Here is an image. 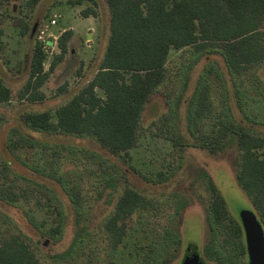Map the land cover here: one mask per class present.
Returning <instances> with one entry per match:
<instances>
[{
    "label": "rangeland",
    "instance_id": "obj_1",
    "mask_svg": "<svg viewBox=\"0 0 264 264\" xmlns=\"http://www.w3.org/2000/svg\"><path fill=\"white\" fill-rule=\"evenodd\" d=\"M70 1L42 0L30 7L27 0H0V76L12 91L11 100L0 103V188L26 194L14 205L0 200V241L20 236L42 264H143L144 259L158 264L172 255L169 264H182L188 244H195L202 253L213 235L220 256L209 260V264L248 263L246 257L234 256L230 221L226 225L213 224L210 209L213 195L209 183L221 192L235 219H240L243 211L255 212L235 177L240 150L232 145L213 154L196 145L176 146L173 140H189L193 135L200 136V131L210 141L219 139L225 128L215 125L217 119L228 111L230 122L243 120V109L258 121L252 130L264 135V62L231 73L223 59L208 54L207 49L190 70L194 48L172 49L165 81L148 100L138 143L126 158L107 153L90 135L34 131L25 125L24 115L42 110L54 114L92 79L107 47L110 12L106 0ZM88 7L96 12L92 14L91 30L81 18ZM38 16L41 20L34 34L22 35V21L33 25ZM52 18L56 24L45 28ZM72 27L75 30L68 52L41 87L45 99H21L19 93L29 77L32 47L36 42L43 45L48 70L60 52L59 36ZM40 29H45L44 40L39 38ZM214 60L220 68L204 72ZM184 73L189 78L186 86ZM205 84L209 86L213 110L209 117L198 121L201 129L190 133L188 105L197 85ZM53 176H61L69 187H75L80 205L68 197ZM127 186L150 203L124 220L126 236L113 249L104 224ZM27 216H32L38 226L33 227ZM52 228H58V240L50 237ZM78 234L82 238L72 244ZM180 241L176 257L173 253Z\"/></svg>",
    "mask_w": 264,
    "mask_h": 264
},
{
    "label": "trees",
    "instance_id": "obj_2",
    "mask_svg": "<svg viewBox=\"0 0 264 264\" xmlns=\"http://www.w3.org/2000/svg\"><path fill=\"white\" fill-rule=\"evenodd\" d=\"M41 1L27 0V4L35 7ZM70 2L75 4L82 0ZM106 2L110 12V34L105 53L94 76L68 102L58 106L54 114L50 110H42L24 115L23 121L31 130L50 135H90L107 153L122 154L126 158L138 143V129L148 100L165 81L166 64L172 49L187 46L194 48L195 59L189 65L190 70L199 61L200 53L207 49L208 54L219 55L231 73H240L250 66L264 62V0H106ZM92 14H96L92 7L82 11L83 16ZM40 20L39 16L36 17L33 25L22 21L21 34L33 35ZM72 34V30L67 29L59 36L60 52L55 55L48 70L44 66L46 58L44 47L39 42L35 43L30 56L29 77L19 93L21 99L30 102L45 99L46 95L41 87L56 64L68 52ZM209 64L204 72H211L216 66L217 69L220 68L217 60ZM184 77L183 82L186 86L189 78L186 73ZM208 87L206 84L197 85L192 94L187 113V129L190 133L195 128L201 129L198 121L212 113ZM98 90L103 94L100 95ZM11 97V89L0 76V103L10 101ZM227 112L225 111L215 124L217 127L225 128L223 137L210 141L208 136L200 131V136L192 134V139L173 140L174 145L183 148L196 145L213 154L235 145L240 150L235 171L236 180L251 200L255 213L264 225V135L252 130L258 121L245 109L242 112L245 119L252 122H246L245 119L230 122L231 117ZM204 134L206 137H203ZM162 175L163 173L159 174ZM53 177L68 197L80 205L78 203L80 197L75 187H69L61 176ZM210 185L213 195L210 206L213 224L226 225V221L229 220L234 238L232 244L234 256L238 258L244 256L248 259L240 219L231 216L226 199L213 184L209 183V189ZM23 196L26 198L25 193L13 191L9 187L0 188V200L8 205H14V202ZM149 203L143 194L132 187L127 186L124 189L115 204V209L104 224L113 249H117L126 236L127 225L124 220L137 209L147 207ZM27 219L33 227L38 226L32 216H27ZM209 229L212 232L213 225L212 227L210 225ZM49 233L52 240H58V228H52ZM210 237L202 253L195 244H188L184 250L182 263L187 259L189 251L195 253L203 264H209V260H216L220 256V249L215 238H212L213 235ZM81 238L82 234L76 235L72 244H76ZM180 244L181 241L174 249L173 254L176 257ZM172 256L158 264H169ZM0 264L42 263L34 249L23 238L13 235L0 241ZM143 264L153 263L144 259ZM245 264H248L247 261Z\"/></svg>",
    "mask_w": 264,
    "mask_h": 264
},
{
    "label": "water",
    "instance_id": "obj_3",
    "mask_svg": "<svg viewBox=\"0 0 264 264\" xmlns=\"http://www.w3.org/2000/svg\"><path fill=\"white\" fill-rule=\"evenodd\" d=\"M240 221L244 230L248 264H264V225L255 212L243 211ZM182 264H203L198 256L189 251Z\"/></svg>",
    "mask_w": 264,
    "mask_h": 264
},
{
    "label": "crops",
    "instance_id": "obj_4",
    "mask_svg": "<svg viewBox=\"0 0 264 264\" xmlns=\"http://www.w3.org/2000/svg\"><path fill=\"white\" fill-rule=\"evenodd\" d=\"M81 18L83 19L82 22H84V23H83L84 26H85V27H88V29L91 30V29H92V26H93L91 20H93L94 17H92V15H89V16H83V17H81ZM80 21H81V20H80ZM72 28H73V29H72V32H73V30H75V29H74V27H72ZM73 33H74V32H73ZM72 35H73V34H72ZM86 35H87V38H89L90 33L87 32ZM71 38H72V37H71ZM41 90H42V88H41Z\"/></svg>",
    "mask_w": 264,
    "mask_h": 264
},
{
    "label": "built area",
    "instance_id": "obj_5",
    "mask_svg": "<svg viewBox=\"0 0 264 264\" xmlns=\"http://www.w3.org/2000/svg\"><path fill=\"white\" fill-rule=\"evenodd\" d=\"M55 18H52L51 21H49V24H47L45 28H49L50 25L56 24V19ZM39 32H41V35H39V38L44 40L43 35L45 33V29H40Z\"/></svg>",
    "mask_w": 264,
    "mask_h": 264
}]
</instances>
